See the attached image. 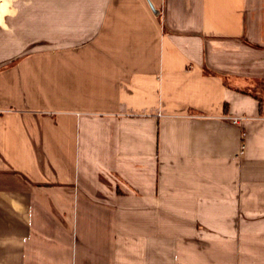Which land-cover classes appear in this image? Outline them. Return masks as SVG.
<instances>
[{"label":"crops","instance_id":"obj_1","mask_svg":"<svg viewBox=\"0 0 264 264\" xmlns=\"http://www.w3.org/2000/svg\"><path fill=\"white\" fill-rule=\"evenodd\" d=\"M263 80L264 0H0V264H264Z\"/></svg>","mask_w":264,"mask_h":264},{"label":"rangeland","instance_id":"obj_2","mask_svg":"<svg viewBox=\"0 0 264 264\" xmlns=\"http://www.w3.org/2000/svg\"><path fill=\"white\" fill-rule=\"evenodd\" d=\"M252 92H253V95L261 99L264 104V89L262 90L260 87H258V89L253 88Z\"/></svg>","mask_w":264,"mask_h":264},{"label":"built area","instance_id":"obj_3","mask_svg":"<svg viewBox=\"0 0 264 264\" xmlns=\"http://www.w3.org/2000/svg\"><path fill=\"white\" fill-rule=\"evenodd\" d=\"M246 118H243V117H232L230 118L231 122L234 124V125H240Z\"/></svg>","mask_w":264,"mask_h":264},{"label":"trees","instance_id":"obj_4","mask_svg":"<svg viewBox=\"0 0 264 264\" xmlns=\"http://www.w3.org/2000/svg\"><path fill=\"white\" fill-rule=\"evenodd\" d=\"M259 87H260L262 90L264 89V80H263V82H261V83L259 84ZM255 98L258 100V102H259L260 105L262 106L263 101H262L261 99H259L258 97H256V96H255Z\"/></svg>","mask_w":264,"mask_h":264},{"label":"water","instance_id":"obj_5","mask_svg":"<svg viewBox=\"0 0 264 264\" xmlns=\"http://www.w3.org/2000/svg\"><path fill=\"white\" fill-rule=\"evenodd\" d=\"M152 8V7H151ZM155 14H157L156 12H155Z\"/></svg>","mask_w":264,"mask_h":264}]
</instances>
